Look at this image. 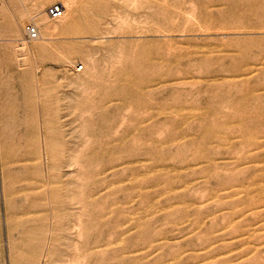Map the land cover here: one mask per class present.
<instances>
[{"label": "rangeland", "instance_id": "374dc122", "mask_svg": "<svg viewBox=\"0 0 264 264\" xmlns=\"http://www.w3.org/2000/svg\"><path fill=\"white\" fill-rule=\"evenodd\" d=\"M100 258L264 264V0H0V264Z\"/></svg>", "mask_w": 264, "mask_h": 264}, {"label": "built area", "instance_id": "2783aa9c", "mask_svg": "<svg viewBox=\"0 0 264 264\" xmlns=\"http://www.w3.org/2000/svg\"><path fill=\"white\" fill-rule=\"evenodd\" d=\"M65 12L64 7L60 3H55L48 6L45 10V14L52 20H57L63 16ZM24 41L31 43L39 39L40 33L38 28L33 23H28L23 30ZM81 69V67L79 68Z\"/></svg>", "mask_w": 264, "mask_h": 264}, {"label": "bare ground", "instance_id": "6f19581e", "mask_svg": "<svg viewBox=\"0 0 264 264\" xmlns=\"http://www.w3.org/2000/svg\"><path fill=\"white\" fill-rule=\"evenodd\" d=\"M61 5H62V4H61ZM62 6H63V5H62ZM63 7H64V6H63ZM64 9H65V8H64ZM64 13H65V12H64ZM63 15H64V14H63ZM62 17H63V16H62ZM62 17H61V18H62ZM59 19H60V18H59ZM57 20H58V19H57ZM81 68H82V67H81ZM88 75H89V74L86 75L87 78H89ZM92 76H93V75H92ZM98 239H99V238H97L96 240H98ZM85 241H86V240H85ZM86 243H87V242H86ZM90 244H91V243H90ZM100 244H102V243H100ZM88 245H89V244H86V246H88ZM98 245H99V244H98ZM98 245H96V246H98ZM51 246L53 247L52 244H51ZM86 246H84V250H85V247H86ZM89 246H90V245H89ZM96 246H94V247H96ZM50 248H51V247H50ZM50 248H49V249H50ZM86 249H87V248H86ZM49 251H50V250H49ZM86 251H87V250H85V252H86ZM97 251H98V249H97ZM99 251H101V250H99ZM88 253H89V252H88ZM92 253H93V252H92ZM92 253H91V254L89 253V254L92 255ZM94 253H96V252L94 251ZM101 254H102V252H99V256H101V257L104 256V255H101ZM83 255H85V253H84ZM86 255H87V254H86ZM88 256H89V255H88ZM80 257H81V255H80ZM83 257L85 258L86 256H83ZM78 259H79V258H78ZM49 260H50V259H49ZM81 260H82V259H81ZM83 261H84V260H83ZM76 262H78V260H77ZM96 262H97V263L99 262L98 264H103L104 261L102 262V260H101V258H100L99 261H96ZM90 263H92V261H91ZM81 264H82V263H81ZM88 264H89V263H88ZM94 264H95V263H94Z\"/></svg>", "mask_w": 264, "mask_h": 264}]
</instances>
